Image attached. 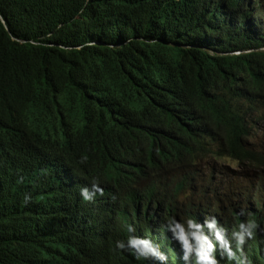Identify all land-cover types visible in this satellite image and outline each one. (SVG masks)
I'll list each match as a JSON object with an SVG mask.
<instances>
[{"label":"trees","instance_id":"obj_1","mask_svg":"<svg viewBox=\"0 0 264 264\" xmlns=\"http://www.w3.org/2000/svg\"><path fill=\"white\" fill-rule=\"evenodd\" d=\"M260 121L264 0H0V264H264Z\"/></svg>","mask_w":264,"mask_h":264},{"label":"clouds","instance_id":"obj_2","mask_svg":"<svg viewBox=\"0 0 264 264\" xmlns=\"http://www.w3.org/2000/svg\"><path fill=\"white\" fill-rule=\"evenodd\" d=\"M93 188L96 191L100 192L101 194H103V190L98 188L96 185H93ZM82 195L84 197L85 200H91L93 197L92 196H89L88 193H87V189H82ZM249 226H250V229H253L255 227V225L253 223H249ZM211 227V225H210ZM241 228H243V225H240ZM131 231V229H129ZM252 230L248 231L246 233V235L248 237H251L252 236ZM236 237H237V242L238 244H243L244 243V239H245V234H242V233H236ZM182 240H184L185 242V246L187 247V241H186V238L183 236V232L181 230V237H180ZM205 239V243H207V249L208 251L207 252H203V253H198L197 256H198V260H197V264H217V261L215 259H212L210 257V255L208 254L209 252H211L213 250V247L214 245L210 242L207 241L206 238ZM216 240L220 241L221 244L227 248L228 245L227 243L224 241L223 237L217 233L216 234ZM128 245L131 247V248H134L136 249V251L141 255V256H147L149 254H151L152 256H156L160 259H165L163 256H161L157 251L156 249L153 247L151 241L149 240H146V239H137V238H129V241H128ZM119 248L123 249L125 247V245L121 242V243H118L117 245ZM228 255L230 258H232L234 256V254L231 252V250L228 251ZM187 259V257H185Z\"/></svg>","mask_w":264,"mask_h":264},{"label":"rangeland","instance_id":"obj_3","mask_svg":"<svg viewBox=\"0 0 264 264\" xmlns=\"http://www.w3.org/2000/svg\"><path fill=\"white\" fill-rule=\"evenodd\" d=\"M250 141L254 143L259 149L264 151V121H260L257 125L255 133L250 138ZM219 174L217 177L218 180H222L221 188L227 189L231 188L230 185H227V182H232L231 186L240 185L244 183V179L249 178L255 174V170L247 165H237L235 162L230 160H224L219 167ZM264 175V167L261 168Z\"/></svg>","mask_w":264,"mask_h":264}]
</instances>
